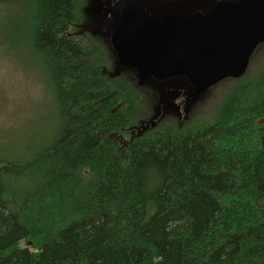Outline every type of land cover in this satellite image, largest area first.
<instances>
[{"label": "trees", "instance_id": "trees-1", "mask_svg": "<svg viewBox=\"0 0 264 264\" xmlns=\"http://www.w3.org/2000/svg\"><path fill=\"white\" fill-rule=\"evenodd\" d=\"M32 2L62 125L38 158L0 160V264H264V71L212 121L137 135L140 87L74 35L76 0Z\"/></svg>", "mask_w": 264, "mask_h": 264}, {"label": "water", "instance_id": "water-1", "mask_svg": "<svg viewBox=\"0 0 264 264\" xmlns=\"http://www.w3.org/2000/svg\"><path fill=\"white\" fill-rule=\"evenodd\" d=\"M107 1H88L83 26L109 38L115 52L109 75L130 70L162 101L168 86L191 91L189 99L241 77L264 43V0Z\"/></svg>", "mask_w": 264, "mask_h": 264}, {"label": "rangeland", "instance_id": "rangeland-1", "mask_svg": "<svg viewBox=\"0 0 264 264\" xmlns=\"http://www.w3.org/2000/svg\"><path fill=\"white\" fill-rule=\"evenodd\" d=\"M76 4L79 17L73 22L71 30H74L72 32L80 42L91 44L95 41L101 45L100 50L107 55L102 68L109 72L112 58L108 54L106 42L90 33L78 34L86 19L83 15L86 1L76 0ZM35 11L32 0H0V160L23 162L38 158L39 148L52 142L62 125V118L56 111L48 70L41 54L32 45ZM256 69L258 73L264 71V44L255 50L244 77ZM126 74L122 73L118 78L126 79ZM237 81L226 79L214 85L192 106L182 128H193L202 122L212 121ZM180 91L181 87L173 85L165 89L166 94H179ZM138 95L142 106L140 118L148 119L154 114L155 92L149 87H140ZM172 98L171 106L183 100L180 95ZM162 121L172 126L177 124L171 117ZM22 175L20 183L26 186L32 181V176ZM67 189H71V186Z\"/></svg>", "mask_w": 264, "mask_h": 264}, {"label": "flooded vegetation", "instance_id": "flooded-vegetation-1", "mask_svg": "<svg viewBox=\"0 0 264 264\" xmlns=\"http://www.w3.org/2000/svg\"><path fill=\"white\" fill-rule=\"evenodd\" d=\"M116 0H108L107 2H109V4L111 5V4H113L114 2H115ZM86 32V33H90L92 36H94V37H97V39L98 40H100V41H102V42H106L105 44H106V46H107V49L109 50L108 51V54H109V56L111 57V58H115V52L113 51V49H112V47L110 46L111 44H110V41H109V38L107 37V38H101V37H98V36H96V35H93L90 31H89V29H85V30H81V32ZM126 73H132V71H128V72H126ZM133 74V73H132ZM155 92V91H154ZM174 96L175 95H180V97H183V100L178 104V105H176V106H171V105H169L168 107V110L167 109H163V104H161L159 107H158V109H159V111H158V114L157 115H159L160 114V116L162 115V113H164L165 115L162 117L161 116V119H159L157 122V125L159 124V125H161L162 123H163V119H165V118H168V117H171L172 118V120H176L177 122H178V126L179 127H181L182 126V124L184 123V121L187 119V117H188V115H187V113L186 112H184V111H186L187 109H186V107H187V103H188V100L186 99V93L184 94L182 91H180V93L179 94H173ZM155 96L157 97L156 98V100H155V103H156V101H157V103H156V105H158V100H159V98H160V94L156 91L155 92ZM169 96H171V95H169ZM172 100H173V98L172 99H170L169 101L170 102H172ZM156 109V108H155ZM164 110V111H163ZM140 126V125H139ZM135 128V127H134ZM136 130H139L138 128H135ZM137 135H139V134H141L140 132H138L137 131V133H136ZM109 136L110 137H112V139L118 144V142H123V140L121 139V137L119 136V135H117L116 133H111V134H109Z\"/></svg>", "mask_w": 264, "mask_h": 264}]
</instances>
